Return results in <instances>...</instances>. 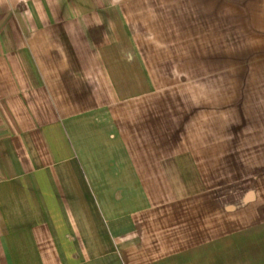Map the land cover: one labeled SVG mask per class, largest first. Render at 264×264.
<instances>
[{
  "label": "crops",
  "instance_id": "1",
  "mask_svg": "<svg viewBox=\"0 0 264 264\" xmlns=\"http://www.w3.org/2000/svg\"><path fill=\"white\" fill-rule=\"evenodd\" d=\"M0 264H264V0H0Z\"/></svg>",
  "mask_w": 264,
  "mask_h": 264
}]
</instances>
